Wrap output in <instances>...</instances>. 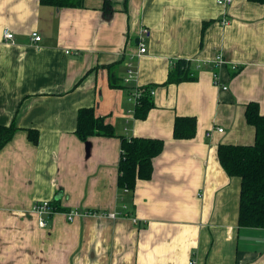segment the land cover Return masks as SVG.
Segmentation results:
<instances>
[{"label": "crops", "instance_id": "obj_1", "mask_svg": "<svg viewBox=\"0 0 264 264\" xmlns=\"http://www.w3.org/2000/svg\"><path fill=\"white\" fill-rule=\"evenodd\" d=\"M180 58L197 78L168 83ZM146 85L155 106L138 118L130 91ZM251 101L264 115V3L0 0V125L19 127L0 149V264H264V227L239 225L241 178L218 155L221 143L255 142ZM91 106L117 136L75 133ZM178 116L197 117L194 137L175 138ZM121 135L165 142L133 191L118 186ZM46 200L81 214L41 227L33 207Z\"/></svg>", "mask_w": 264, "mask_h": 264}, {"label": "trees", "instance_id": "obj_2", "mask_svg": "<svg viewBox=\"0 0 264 264\" xmlns=\"http://www.w3.org/2000/svg\"><path fill=\"white\" fill-rule=\"evenodd\" d=\"M264 3V0H252ZM42 3L56 7L83 6L85 0H41ZM175 62V61H174ZM168 83L194 80L197 78L190 68V61L180 58L171 66ZM239 70H236V74ZM150 86H143V94L136 105L135 115L146 118L155 106ZM246 117L248 123L256 128L253 144L221 143L218 147L220 162L230 176L241 178L239 225L264 227V115L258 102L247 104ZM19 127L12 123L0 125V149L14 136ZM29 137L38 142V132L28 128ZM75 133L82 139L99 136H117L116 129L106 118L99 116L93 106L80 109ZM197 133L196 116H178L175 120L174 136L178 139L192 138ZM121 156L119 162L118 186L121 190L133 191L138 179H150L154 172V158L162 153L165 142L152 137L121 135ZM53 203L58 212H69L61 206L59 200Z\"/></svg>", "mask_w": 264, "mask_h": 264}, {"label": "built area", "instance_id": "obj_3", "mask_svg": "<svg viewBox=\"0 0 264 264\" xmlns=\"http://www.w3.org/2000/svg\"><path fill=\"white\" fill-rule=\"evenodd\" d=\"M219 4H226V3H230L232 2V0H217ZM230 22L229 18L227 16H224V18L222 19V23L223 24H228ZM149 33V30L147 28H144L142 30V34L140 37V42H139V51L138 54H143L147 51V44L145 41V38L143 36V34H147ZM3 40L4 41H14V32L10 29V28H5L3 30ZM32 39L34 42L38 43L41 41L42 36L37 32H33L32 33ZM225 62V58L223 53H219L217 58H216V64L218 66H221L223 63ZM236 67V66H234ZM137 76V71L134 68V65L132 62L128 63V69H127V74L124 78V81L126 83H130L131 81H133ZM214 83L220 85L221 84V80H220V75L218 73H214ZM224 89H227L228 86L223 85ZM150 93L153 95L155 94V91L153 89H150ZM143 94V89L142 87L137 88L134 91H130V99L134 100L136 103H138L139 98L142 96ZM219 131H223V128H219ZM127 190V189H125ZM128 191V190H127ZM34 211L38 214V223L39 226L41 227H47L50 224V221L52 219V216H54L55 213H57V207L55 206V204L53 203V201H43L40 203H36L35 206L33 207ZM79 214H81V212L77 211V210H71L69 212H67V217L69 220H74ZM110 217L116 218L119 213L117 212H113L109 214ZM136 221V219H135ZM190 264H196V260L192 259L190 260Z\"/></svg>", "mask_w": 264, "mask_h": 264}, {"label": "rangeland", "instance_id": "obj_4", "mask_svg": "<svg viewBox=\"0 0 264 264\" xmlns=\"http://www.w3.org/2000/svg\"><path fill=\"white\" fill-rule=\"evenodd\" d=\"M125 191V190H124ZM124 209H126L125 207H124ZM114 213L116 212L117 213V211H113ZM113 212H111V213H113ZM119 213V212H118ZM119 215H120V213H119ZM53 217V216H52ZM134 220V222H136L135 221V219H133Z\"/></svg>", "mask_w": 264, "mask_h": 264}]
</instances>
